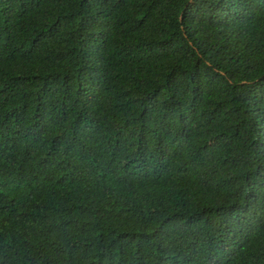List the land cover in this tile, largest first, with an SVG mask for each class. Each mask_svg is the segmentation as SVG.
Wrapping results in <instances>:
<instances>
[{
	"label": "trees",
	"instance_id": "16d2710c",
	"mask_svg": "<svg viewBox=\"0 0 264 264\" xmlns=\"http://www.w3.org/2000/svg\"><path fill=\"white\" fill-rule=\"evenodd\" d=\"M0 264H264V0H0Z\"/></svg>",
	"mask_w": 264,
	"mask_h": 264
}]
</instances>
